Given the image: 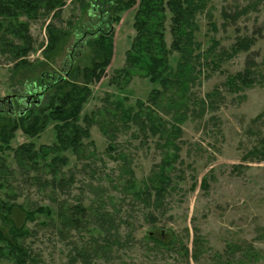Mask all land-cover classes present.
<instances>
[{
	"label": "rangeland",
	"instance_id": "374dc122",
	"mask_svg": "<svg viewBox=\"0 0 264 264\" xmlns=\"http://www.w3.org/2000/svg\"><path fill=\"white\" fill-rule=\"evenodd\" d=\"M139 1L118 23L110 0H65L57 15L22 17L34 43L26 66H16L19 60L0 30V132L27 107L16 96L92 64V33L101 29L114 38L112 62L91 86L81 113L82 119L93 118L90 138L76 152L56 154L63 163L53 162L51 153L28 163L14 151L27 143L35 151L52 147L56 131L51 123L31 138L19 129L12 150L0 148V200L11 207L13 224L27 233L22 242L31 264H264V160L245 159L264 136V0H210L197 17L202 58L193 82L183 98L172 89L156 105L149 100L160 85L138 72L129 81L115 79L137 36ZM224 13L231 17L226 20ZM52 27L61 42L47 60L43 51ZM241 39L254 44L230 57ZM178 58L172 52L174 69ZM247 68L254 72L253 86L230 91L228 78ZM40 101L45 105L48 97ZM118 101L124 110L133 109L132 123L116 111ZM150 108L161 119V133L150 130ZM174 126L181 131L174 134ZM162 167L169 177L164 198L156 202L155 195L147 200L136 194L156 183Z\"/></svg>",
	"mask_w": 264,
	"mask_h": 264
},
{
	"label": "trees",
	"instance_id": "16d2710c",
	"mask_svg": "<svg viewBox=\"0 0 264 264\" xmlns=\"http://www.w3.org/2000/svg\"><path fill=\"white\" fill-rule=\"evenodd\" d=\"M210 0H140L134 16V27L137 31L131 49L126 54V66L117 72L115 79H131L136 72L147 78L152 84H158L162 88L155 89L149 100L156 105L168 91L174 89L180 98L186 95L190 82L196 71V64L201 60L202 55L197 53L200 45L196 41L197 17L208 7ZM65 0H0V30L4 31L3 43L9 48V52L15 60H19L16 66H26L29 63L27 58L34 51L33 39L30 35L29 25L21 21L22 17L36 19L38 16H50L55 12L59 14L65 7ZM136 5V0L112 1L110 7H114L116 17L114 21L119 22L121 14ZM170 14L171 33L173 41L171 49L168 48L165 39V25ZM231 16L224 13V18L228 20ZM10 36L18 43L10 39ZM92 38L88 39V47L92 50V64L87 68H74L67 77L59 78L40 87H46L44 97H48V103L43 105L41 101L31 103L27 110L20 112L17 118H11V126H5L0 132V148L12 150L11 140L15 133L21 129L28 137L35 138L51 123L54 124L57 143L52 147H41L35 151L33 143L21 145L14 152L18 158L28 163L37 162V159L46 158L49 154H60L68 150L78 151L84 139L90 138V129L93 118H81L84 106L92 97L91 86L99 83L106 70L112 62L114 55L113 33L103 32L101 29L92 33ZM61 42L60 33L49 28V41L44 49V57L50 60L58 50ZM254 44L253 39H241L233 47L231 56L237 55L241 51H248ZM217 43L211 47L216 48ZM172 52L179 55L177 67L171 65L170 57ZM253 70L245 69L236 75L229 77L226 86L234 93H239L246 88L253 86ZM82 80V81H80ZM43 84V82H42ZM142 106V104H139ZM116 111L123 113L122 118L126 123H132L135 113L130 107L124 110V103L118 101L115 106ZM124 110V111H123ZM148 120L151 123L150 130L153 134L163 132L162 125L156 123L154 111L150 108ZM80 121L86 124L85 128L79 125ZM181 131L178 127H173L174 134ZM245 159L264 160V136L261 139L260 147L249 152ZM63 159L57 156L53 162L60 164ZM162 167L156 176V183L147 186L136 194L142 198L160 202L167 192L169 177ZM153 183V182H152ZM154 193V194H153ZM77 211H83L82 207H76ZM6 211V214H3ZM11 207L0 200V261L8 260L13 264H31L30 256L23 245L22 240L26 237V231L13 224ZM43 211L39 209L37 212ZM8 227V234L5 229ZM23 238V239H22ZM187 252V251H186ZM87 264V261H85Z\"/></svg>",
	"mask_w": 264,
	"mask_h": 264
},
{
	"label": "flooded vegetation",
	"instance_id": "af4514ba",
	"mask_svg": "<svg viewBox=\"0 0 264 264\" xmlns=\"http://www.w3.org/2000/svg\"><path fill=\"white\" fill-rule=\"evenodd\" d=\"M45 88L46 87H40L39 90L35 89L33 92H29L26 96H22L20 99L16 98L17 96L16 97L14 96L15 97L14 99H16V101H18V103H20V105H26V106L28 105L29 106V104H31L32 102H36L43 97ZM10 104H11V106H10L11 111H14L15 110V103H13V100L10 101Z\"/></svg>",
	"mask_w": 264,
	"mask_h": 264
},
{
	"label": "water",
	"instance_id": "95a60500",
	"mask_svg": "<svg viewBox=\"0 0 264 264\" xmlns=\"http://www.w3.org/2000/svg\"><path fill=\"white\" fill-rule=\"evenodd\" d=\"M31 98V97H30ZM25 110H27V109H25Z\"/></svg>",
	"mask_w": 264,
	"mask_h": 264
}]
</instances>
